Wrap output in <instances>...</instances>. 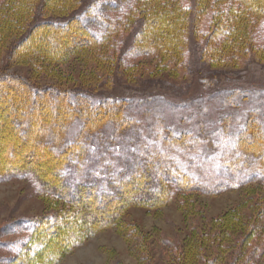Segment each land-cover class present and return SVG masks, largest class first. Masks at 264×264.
<instances>
[{"label": "rangeland", "instance_id": "rangeland-1", "mask_svg": "<svg viewBox=\"0 0 264 264\" xmlns=\"http://www.w3.org/2000/svg\"><path fill=\"white\" fill-rule=\"evenodd\" d=\"M19 1L0 0V23L4 20L14 22L23 7ZM89 1L85 0V4ZM163 1H151L150 8L160 6L161 10ZM174 1L191 18L188 23L191 31L187 29L181 34L184 42L181 60L175 58L177 54L171 56L161 51L134 56L137 52L134 44L136 34L144 19L138 12L148 4L142 0L124 2L122 10L109 11L108 22L112 27L106 32L103 45L79 49L54 63L47 58L37 60L39 58L30 57L36 64L23 60L17 57L21 50L10 59V49L29 31L33 18L43 16L47 21L67 19L75 9L49 6L45 7L48 13L45 15L41 6L47 0H33V4L39 2V8L35 12L31 7L20 19V26L0 28L1 74L20 76L34 85L59 87L72 93H90L99 99L124 98L133 102L130 111L137 122L117 137L110 150L102 146L100 137L95 134L89 136V140L84 142L83 155L72 159L62 171L68 186L74 187L88 179H108L112 173L105 170L106 165L112 166L119 161L122 165L141 162L139 157L142 159L143 144H146L143 141L150 136L149 127L156 117L163 118L175 129L190 130L198 136L201 131L212 132L227 116L231 119V126L236 128L244 123L251 111H255L264 123V58L257 57L258 54L264 55V16L253 18L246 10L240 13L242 5L238 0H212L216 4L215 9L200 18L193 12L196 0ZM190 5L192 11L186 10ZM217 9L223 14H213ZM238 12L237 22L240 25L241 21L242 25L239 31L244 33L234 40L233 32L230 34L234 22L225 24L222 19L228 18V13L233 16ZM219 22L225 24L222 28L227 35L222 36V44L212 50V58L218 59L216 65H212L206 47L209 34L218 31L215 27ZM37 36V33H32L26 45L32 41L35 43ZM242 37L246 42L241 43ZM220 56L225 62L222 63ZM4 84L8 83L0 82V85ZM233 92L235 104H229L227 97ZM155 110L159 112L155 113ZM79 131L80 125H74L69 131L70 139ZM9 138L6 131L0 130V147H8ZM30 146L27 144L25 150L28 151ZM39 149L44 154L49 150L42 146ZM219 150L220 156L226 152ZM195 153L197 156L200 151ZM25 160L34 161L29 157ZM186 161H182L180 156L176 158L183 169ZM202 161L196 160V164ZM228 162L215 159L213 165L195 169L198 175L193 179L203 178L205 184L226 186L218 194L194 191L187 204L177 196L159 208L130 207L123 221L135 226L143 238L136 236L131 239L134 242H128L122 232L106 228L75 247L59 264H184L180 262L182 252L194 244L202 255L196 257L193 264H264V171L258 168L256 158L248 155H238L237 168L229 166ZM144 184L147 186L148 181ZM45 190L42 181L32 171H19L0 179V264H6L4 260L7 257H14L18 250L14 243L29 235L27 232L11 233L13 222L35 218L61 206L54 204L51 209L48 202L55 198ZM80 193L74 191L70 195L74 197ZM82 195L85 202L90 200L88 192ZM108 199L98 201L97 210L105 211L110 206ZM184 206L188 210H183ZM225 221L237 224L226 229L222 226ZM130 230L129 227L127 232ZM249 231L251 235L248 236Z\"/></svg>", "mask_w": 264, "mask_h": 264}, {"label": "trees", "instance_id": "trees-1", "mask_svg": "<svg viewBox=\"0 0 264 264\" xmlns=\"http://www.w3.org/2000/svg\"><path fill=\"white\" fill-rule=\"evenodd\" d=\"M132 1L134 0H91L85 4V0H47L44 3L48 5L44 6L43 3L41 6L45 15L48 14L45 7L49 6L69 7L75 9L74 14L67 19L56 18L48 21L43 16L33 18L29 31L15 41L10 49V59L21 50L17 57L23 60L47 58L54 63L64 60L79 49L103 45L106 42V32L112 27L108 22L109 11L122 10L124 2ZM142 1L148 4L138 12L144 19L136 34L134 44L137 52L134 56L161 51L171 56L177 54L175 58L181 60L184 43L181 34L187 29L191 31L188 27L190 16H186L187 12L177 7L174 0L163 1L161 10L160 6L150 8L151 1L155 0ZM19 2L23 3V7L14 22L7 23L4 20L0 23V28L20 26V19L31 7L35 12L39 8V2L33 4V0ZM238 2L242 5L239 8L240 13L246 10L253 18L264 16V0ZM82 6L85 7L82 9ZM215 6L212 0H196L193 12L202 18L201 15L211 12ZM192 9L191 5L186 6V10ZM239 12L233 16L228 13V18L222 19L225 24L228 21L234 22L230 33L233 32L234 40L244 33L239 31L242 26L241 21L240 25L237 22ZM218 13L217 9L213 14ZM222 22L215 27L218 31L209 34V49L207 46L206 50L211 55L212 65H216L218 60L212 58V50L217 49L222 44V36L227 35L222 28L225 25ZM244 27L245 24L243 30ZM32 33H37L38 36L35 43L32 41L33 44L28 46L26 44ZM244 38H241V43H244ZM257 57L264 58V55L258 54ZM223 59L220 56L222 63L225 62ZM4 81L8 84L0 85V130L10 135V142L8 147H0V179L11 173L32 171L42 181L46 194L55 198L49 200V207L53 209L54 204L61 205L38 217L21 218L13 222L9 230L11 233L27 232L29 235L14 243L17 253L14 257H7L4 260L6 264H59L75 247L106 228L122 232L128 242H134L131 240L133 237L142 236L135 226L123 221L130 207L159 208L177 196L183 198V202L187 204L194 191L215 195L226 188L224 184H205L202 176H199L201 179H193L198 175L195 169L203 165H213L215 159L224 163L229 160L228 165L237 168L238 155H248L256 158L258 168L264 171V123L259 120L255 111H251L244 123L236 128L231 126V119L227 116L218 122L212 132L201 131L199 136L190 130L175 129L163 118L156 117L149 127L150 136L142 140L146 144H143L145 150H142V159L139 157L141 162L122 165L119 161L112 166L106 165L105 170L112 173L108 179H88L70 187L62 176V171L72 159L83 155L84 142L93 134L101 138L102 146L112 149L119 135L136 121L130 111L133 102L124 98L99 99L90 93H72L59 87L34 85L26 78L0 73V82ZM8 93L10 95L4 96ZM234 94L235 92L228 95L229 104H235ZM158 112L155 110V113ZM76 124L80 125V131L70 139L69 131ZM110 130H113L112 133ZM27 144L31 145L28 151L25 150ZM40 146L49 148L47 153L39 152ZM219 149L226 152L220 156ZM195 151H200V154L196 156ZM179 156L182 161L187 160L185 169L176 162ZM27 157L32 160L35 157L39 159L27 162ZM40 159L43 160L39 161ZM202 159L197 165L196 160ZM145 181H148L147 186ZM64 190L68 193L63 192ZM71 190L81 192V195L72 197ZM85 192L91 195L87 202L83 200L82 193ZM102 199L110 202L105 211L96 208L97 202ZM184 209H187L186 206ZM233 224L237 223L225 221L222 226L229 229ZM129 227L130 233L127 232ZM246 235H251L250 231ZM201 255L202 251L199 252L197 244H194L189 250L182 252L180 262L193 264L195 258Z\"/></svg>", "mask_w": 264, "mask_h": 264}]
</instances>
